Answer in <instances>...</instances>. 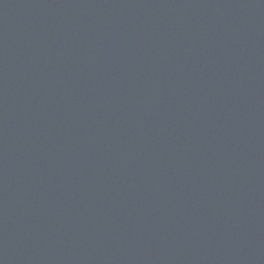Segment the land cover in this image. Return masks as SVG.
Segmentation results:
<instances>
[{
  "label": "water",
  "instance_id": "1",
  "mask_svg": "<svg viewBox=\"0 0 264 264\" xmlns=\"http://www.w3.org/2000/svg\"><path fill=\"white\" fill-rule=\"evenodd\" d=\"M259 0H0V264H238Z\"/></svg>",
  "mask_w": 264,
  "mask_h": 264
}]
</instances>
